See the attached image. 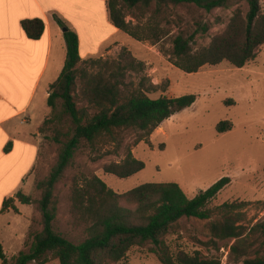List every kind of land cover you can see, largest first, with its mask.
<instances>
[{
    "label": "rangeland",
    "instance_id": "rangeland-1",
    "mask_svg": "<svg viewBox=\"0 0 264 264\" xmlns=\"http://www.w3.org/2000/svg\"><path fill=\"white\" fill-rule=\"evenodd\" d=\"M259 2L264 12V0ZM236 8L246 12L247 5L239 2L210 12L193 4L125 8L126 20L138 26L147 39L138 41L118 29L90 54L86 55L90 46L82 45L85 56L79 66L82 69L96 73L100 64L89 60L116 59L122 48H126L142 63L140 71L127 72L129 88L147 89L152 98L195 94L196 99L165 119L146 141L135 143L138 132L127 130L119 142L95 150L83 147L76 151L72 166L55 189V227L65 237L73 242L83 238L81 228L72 226L69 210V188L74 178L82 180L96 175L116 193L146 182H175L187 196L193 197L228 176L229 183L207 205L212 210L211 218H182L178 227L166 236V242L172 251H199L205 257L219 259L221 264H244V259L261 253L260 237L250 235L249 231L255 223L264 220V44L255 59L241 68L223 61L204 65L195 73H186L173 64L172 56V40L176 35L193 36V49L206 46L212 36L224 30ZM38 95L22 117L35 111ZM45 120L38 127V137L34 135L39 144L37 164L21 191L32 200L40 198L36 183L47 177L57 156L58 145L50 139L52 127L45 125ZM222 120L231 122L232 128L218 133L216 126ZM36 122L32 116L22 127L32 129ZM128 150L144 162L142 170L126 178L103 170L106 163L123 161ZM17 202L19 207L5 209L0 242L6 262L0 260V264H13L14 257L27 250L31 234L41 229L36 204ZM225 203L235 206L225 208ZM229 214L240 217L243 241L238 252L230 250L235 239L217 240L209 229L210 220H220ZM44 264L59 262L51 258ZM111 264L162 263L148 249L133 248L126 259Z\"/></svg>",
    "mask_w": 264,
    "mask_h": 264
},
{
    "label": "trees",
    "instance_id": "trees-1",
    "mask_svg": "<svg viewBox=\"0 0 264 264\" xmlns=\"http://www.w3.org/2000/svg\"><path fill=\"white\" fill-rule=\"evenodd\" d=\"M239 2L246 3V12L234 9L224 30L212 36L208 45L193 49V36L178 34L173 38V64L186 73H195L204 65L226 61L241 68L255 59L264 44V12L259 0H107V11L114 27L140 41L147 37L139 32L138 26L126 20L125 8L193 4L210 12ZM56 21L65 28L66 57L60 75L51 85L47 98L50 111L44 124L52 127L50 139L58 145L57 156L47 177L36 183L41 192L39 199L32 200L21 191L15 194L21 204H36L41 229L31 234L27 250L20 251L13 264H44L51 258L57 259L59 264H111L126 259L133 248L148 249L162 264H221L219 259L205 257L199 251H172L166 236L178 227L182 218L210 219L212 210L207 205L229 183L228 176L193 197L187 196L175 182H146L116 193L96 175L82 180L74 178L69 188V210L72 226L81 228L83 238L73 242L56 229L55 189L72 166L77 150L83 147L95 150L119 142L127 130L138 132L135 143L146 141L165 119L196 99L195 94L152 98L147 89L129 88L127 72L140 71L142 63L126 48H122L116 59L89 60L100 64L96 73L80 68L84 60L79 53L77 33L60 20ZM21 26L31 39H38L45 29L41 19L23 20ZM149 32L154 35L152 29ZM231 128L228 120L216 126L218 133ZM144 166V162L128 150L123 161L106 163L103 170L126 178ZM13 200H5L2 210L14 208ZM223 206L233 208L235 204ZM239 222L240 217L232 214L210 220L212 237L235 239L230 250L238 252L243 241ZM249 234L260 237L261 253L243 262L264 264V220L255 223ZM0 260L6 262L1 242Z\"/></svg>",
    "mask_w": 264,
    "mask_h": 264
},
{
    "label": "crops",
    "instance_id": "crops-1",
    "mask_svg": "<svg viewBox=\"0 0 264 264\" xmlns=\"http://www.w3.org/2000/svg\"><path fill=\"white\" fill-rule=\"evenodd\" d=\"M32 19L44 22L38 39L27 37L21 26ZM57 19L77 33L82 59L83 44L90 46V54L118 31L109 20L107 0H0V230L4 201L13 198L19 207L15 194L23 190L39 158L38 127L49 115L47 98L66 57L65 28ZM38 93L35 111L22 117ZM32 116L36 124L24 129Z\"/></svg>",
    "mask_w": 264,
    "mask_h": 264
}]
</instances>
